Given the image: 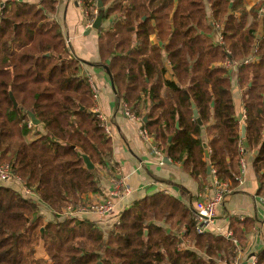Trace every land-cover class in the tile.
<instances>
[{
	"label": "trees",
	"instance_id": "1",
	"mask_svg": "<svg viewBox=\"0 0 264 264\" xmlns=\"http://www.w3.org/2000/svg\"><path fill=\"white\" fill-rule=\"evenodd\" d=\"M102 1L106 7L111 0ZM81 2L93 16L98 0ZM56 5L57 0H42L40 8L9 2L0 16V164H9L54 217L43 224L36 203L0 187V264H31L23 249L35 236L41 240L30 255L43 245L47 258L33 264H230L238 251L232 237L198 235L196 207L186 209L166 195L135 202L108 239L94 223L64 217L63 209L85 205L83 196L99 191L98 172L107 169L111 156L110 141L92 112L88 78L81 62L69 59L53 23ZM113 15L121 18L100 36L102 65L119 101L141 121L148 115L142 127L158 149L193 178H206L211 167L219 182H231L234 189L246 142L259 150L254 170L264 191V34L256 41L264 0L250 10L243 0H113L105 19ZM216 25L223 44L209 37ZM228 61L238 65L244 121L236 115L230 73L223 66ZM168 71L175 81L165 78ZM29 114L39 126L31 128ZM82 155L94 170L86 169ZM162 222L176 234L156 225ZM233 232L242 246V235L234 227ZM256 264H264V250Z\"/></svg>",
	"mask_w": 264,
	"mask_h": 264
},
{
	"label": "crops",
	"instance_id": "2",
	"mask_svg": "<svg viewBox=\"0 0 264 264\" xmlns=\"http://www.w3.org/2000/svg\"><path fill=\"white\" fill-rule=\"evenodd\" d=\"M259 1L243 0V5L247 10H250ZM9 2L31 5L36 8L42 6V0H0V16L5 4ZM112 4L113 0L105 7L106 11ZM120 18L119 15L106 18L99 31H90L86 28L85 9L79 5V0H57L56 12L52 16L53 23H57L69 47L71 53L69 59H78L81 62L82 74L88 78V82L91 80L96 84L98 97L96 99L93 97L92 112L105 120L112 135L108 138L111 157L107 169H100L97 175L99 191L84 195L83 201L85 204L111 203L113 210L104 217L98 213L77 217L94 223L107 239L120 225L123 214L130 211L135 202L166 195L176 199L186 209L195 210L199 201L215 193L213 176L215 170L212 169L211 174L207 172L206 178H193L182 163L173 162L158 149L153 138L149 136L148 140L144 139L140 134V123L125 115L123 109L125 102L119 101L112 76L107 72V70L109 71L108 67L102 65L100 54L101 34L115 29ZM250 22L251 17L248 18L247 25ZM263 34L264 25L261 24L256 41H260ZM209 37L218 43L215 29ZM150 41L153 44L161 45L155 36H151ZM216 65L221 66L222 64ZM227 71L230 73L233 85L232 93L236 115L242 119L245 112L242 101L244 92L238 88L237 65L227 68ZM165 78L168 81H175L170 71L166 73ZM213 122L212 119L207 127L212 126ZM141 123L143 126L147 124L144 119ZM34 127L36 126L31 125L32 129ZM207 127L203 129L202 134L205 142H208ZM31 138L28 137V141ZM242 147L247 170L234 189H231V182L223 183L228 185L231 193L216 211V227L221 230V234L213 235L225 237L227 234H231L232 241L238 251L230 264H255L258 254L264 250V204L262 202L264 191L261 192V182L254 170V162L259 150L251 149L246 142H243ZM206 150L208 149L206 148ZM166 158L169 159V163L165 162ZM206 159L208 158L206 157ZM115 183H118L117 189ZM0 187L11 188L18 192L21 186L15 182H5L1 183ZM48 211L47 209L45 213L41 214L45 225L54 221L53 215V219L49 218ZM245 221H248L247 225ZM156 225L163 227L173 235L176 234V231L171 230L164 222ZM233 227L242 235V246L234 237ZM145 235L147 234L145 233ZM36 254V260L47 258L43 245L37 248Z\"/></svg>",
	"mask_w": 264,
	"mask_h": 264
},
{
	"label": "built area",
	"instance_id": "3",
	"mask_svg": "<svg viewBox=\"0 0 264 264\" xmlns=\"http://www.w3.org/2000/svg\"><path fill=\"white\" fill-rule=\"evenodd\" d=\"M81 0H79V5L81 4ZM85 15L87 18V24L86 28L87 29H92V26L94 24V21L96 17L90 16L89 12L85 10ZM217 42L219 44L223 43V36L221 33H218L217 35ZM251 59H248L244 62V64H248ZM234 65L231 62L226 63L227 68H232ZM238 66V65H237ZM90 88L93 94L94 99L98 97V89L96 84H94L91 80L89 81ZM123 109L125 111V115L129 117L133 121H138L141 125V136L148 140L149 139V134L148 132L142 127L141 120L137 118L134 113H132L129 109H127L126 105L123 106ZM246 112H244L242 119H246ZM101 122V127L105 131V135L107 138L111 137V133L109 128L107 127L105 120L101 117L98 116ZM240 169H241V177L242 175L246 172L247 170V162L242 159L240 162ZM216 171H213V176H214V186H215V193L212 196L205 197L201 201H199L196 204V218H195V230L198 235H204V234H221V230L216 227V211L218 207L223 205L226 197L230 195L231 191L228 188V185L223 184L218 181L216 178ZM241 179V178H240ZM8 181H12L15 183H19L22 187V196L34 203H36L39 207L42 206L39 201V197L36 194V191L30 189L27 187L25 182L21 180L20 178L16 177L14 175L13 169L10 165H2L0 166V183H5ZM115 188H118V183H115ZM262 202L264 204V197L262 198ZM42 212L43 208H40ZM113 210V206L111 203H105V204H85L81 205L78 208H69L66 213H63L64 217H70V218H76L80 217L82 215H87L90 213H98L101 216H107L111 211ZM226 237H231V234H227ZM256 264V263H255Z\"/></svg>",
	"mask_w": 264,
	"mask_h": 264
},
{
	"label": "water",
	"instance_id": "4",
	"mask_svg": "<svg viewBox=\"0 0 264 264\" xmlns=\"http://www.w3.org/2000/svg\"><path fill=\"white\" fill-rule=\"evenodd\" d=\"M105 16H106V8L104 7L103 1L98 0V15L94 21L93 26H92L93 30L99 31L101 29V27L103 25V21L105 19ZM107 72H108V74H110L108 70H107ZM10 98H11V101L13 103V108L16 110L18 108V105H17L16 100H15V98L11 92H10ZM192 109H193L194 118L197 119L198 123L201 125V121L198 119V113H197L195 105H192ZM29 117H30V121H31L32 126H39L40 122L35 118V116L33 114H29ZM147 120H148V116H145L144 122L147 123ZM176 128L179 129V123L178 122L176 124ZM245 133H246V129H245V127H242V138H245ZM171 140H172V137L169 138V141H171ZM204 147H205V149L207 148L206 145ZM205 155L207 158H209L208 150L205 151ZM82 159L84 161L86 169H88V170H94L95 169V166L93 165V163L90 161V159L86 155H82ZM165 162L169 163V159L166 158ZM211 170H212L211 167H208V169H207L208 174H211ZM42 233H43V231H42ZM146 234H147V232H146Z\"/></svg>",
	"mask_w": 264,
	"mask_h": 264
},
{
	"label": "rangeland",
	"instance_id": "5",
	"mask_svg": "<svg viewBox=\"0 0 264 264\" xmlns=\"http://www.w3.org/2000/svg\"><path fill=\"white\" fill-rule=\"evenodd\" d=\"M261 1V0H260ZM259 3V2H258ZM94 13V15H93V17H97V15H98V9H96V11H94L93 12ZM214 29H215V31L217 32V35H218V33H221L222 34V27L221 26H219V25H216L215 27H214ZM91 30H93V29H90V31ZM94 31H96V30H94ZM223 44V43H222ZM227 63V62H226ZM226 63H224L223 64V66H225L226 67ZM227 68V67H226ZM246 116V115H245ZM240 120L241 121H244V119H241L240 118ZM105 132V131H104ZM2 165H9V164H0V166H2ZM9 183H11L12 181H8ZM7 182V183H8ZM1 184V183H0ZM19 184V183H18ZM6 185V184H5ZM4 185V186H5ZM20 185V184H19ZM21 186V185H20ZM22 187H20L19 188V193L22 195ZM42 206H40L39 207V216L41 217V214H43V213H45L46 212V210L48 209L47 208V206H45V205H43V204H41ZM82 205H83V203H82ZM79 206H81V205H79ZM79 206H77L76 208H78ZM74 208L73 206H68V207H66L65 209H63V213H66V211L69 209V208ZM40 208H43V211L44 212H42L41 210H40ZM76 208H74V209H76ZM42 212V213H41ZM91 214H93V213H91ZM48 216H49V218H52L53 219V217H52V214H51V212L50 211H48ZM37 239H39V237L38 236H35L33 239H32V241H31V243L30 244H27L26 245V247L23 249V253L24 254H26L28 257H29V260L31 261V264H33V262L35 261V258L37 257V254L35 255V256H31L30 255V248H32V246L33 245H35L36 246V241H37ZM41 239H39V241H40ZM34 258V259H33ZM33 259V260H32ZM219 264H226V263H222V262H220Z\"/></svg>",
	"mask_w": 264,
	"mask_h": 264
}]
</instances>
